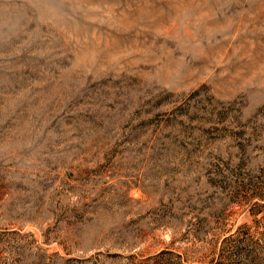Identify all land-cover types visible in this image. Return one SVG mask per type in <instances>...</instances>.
Here are the masks:
<instances>
[{"label":"rangeland","instance_id":"rangeland-1","mask_svg":"<svg viewBox=\"0 0 264 264\" xmlns=\"http://www.w3.org/2000/svg\"><path fill=\"white\" fill-rule=\"evenodd\" d=\"M0 264H264V0H0Z\"/></svg>","mask_w":264,"mask_h":264}]
</instances>
